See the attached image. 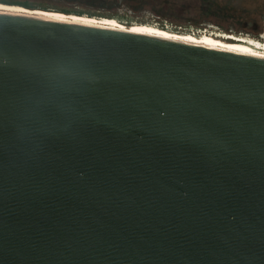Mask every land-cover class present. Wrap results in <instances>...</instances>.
<instances>
[{
	"label": "water",
	"instance_id": "obj_1",
	"mask_svg": "<svg viewBox=\"0 0 264 264\" xmlns=\"http://www.w3.org/2000/svg\"><path fill=\"white\" fill-rule=\"evenodd\" d=\"M0 264H264V58L0 8Z\"/></svg>",
	"mask_w": 264,
	"mask_h": 264
},
{
	"label": "rangeland",
	"instance_id": "obj_2",
	"mask_svg": "<svg viewBox=\"0 0 264 264\" xmlns=\"http://www.w3.org/2000/svg\"><path fill=\"white\" fill-rule=\"evenodd\" d=\"M113 1L0 0V8L145 29L142 32L264 56V0H125L118 5Z\"/></svg>",
	"mask_w": 264,
	"mask_h": 264
},
{
	"label": "bare ground",
	"instance_id": "obj_3",
	"mask_svg": "<svg viewBox=\"0 0 264 264\" xmlns=\"http://www.w3.org/2000/svg\"><path fill=\"white\" fill-rule=\"evenodd\" d=\"M9 11H13V10H9ZM37 16L40 17L41 15H37ZM44 17L45 18H51V19H54V20H68V19H64V18H56V17H50V16H44ZM69 20H72V19H69ZM73 21L94 24V23H91V22H85V21H80V20H73ZM97 25H99V24H97ZM111 27H114V26H111ZM118 28H120V27H118ZM136 32H140V33H143V34H151V35H154V33H150V32H142V31H136ZM156 35H158V34H156ZM159 36H162V35H159ZM163 37H167V36H163ZM167 38H173V37H167ZM176 39H180V38H176ZM182 40H184V39H182ZM187 41H189V40H187ZM189 42H193V41H189ZM193 43H199V42H193ZM199 44H204V45H207V46H210V47L222 48V49H226V50H230V51H234V52H239V53H243V54H248V55H253V56H259V57H263L264 58V56L258 55V54H254V53H249V52H244V51H236V50H232V49H228V48H223V47H218V46H214V45H209V44H205V43H199Z\"/></svg>",
	"mask_w": 264,
	"mask_h": 264
},
{
	"label": "flooded vegetation",
	"instance_id": "obj_4",
	"mask_svg": "<svg viewBox=\"0 0 264 264\" xmlns=\"http://www.w3.org/2000/svg\"><path fill=\"white\" fill-rule=\"evenodd\" d=\"M114 2L118 5V4H123V3L126 2V1H125V0H115V1H113V2H111V3H114ZM101 4L108 5V4H107L106 2H104V1H103Z\"/></svg>",
	"mask_w": 264,
	"mask_h": 264
},
{
	"label": "snow or ice",
	"instance_id": "obj_5",
	"mask_svg": "<svg viewBox=\"0 0 264 264\" xmlns=\"http://www.w3.org/2000/svg\"><path fill=\"white\" fill-rule=\"evenodd\" d=\"M132 31H146L145 29H132ZM160 35H164L163 33H160Z\"/></svg>",
	"mask_w": 264,
	"mask_h": 264
}]
</instances>
